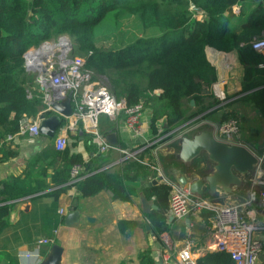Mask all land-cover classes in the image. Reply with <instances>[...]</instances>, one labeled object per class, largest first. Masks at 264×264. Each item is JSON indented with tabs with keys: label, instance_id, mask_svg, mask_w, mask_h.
Instances as JSON below:
<instances>
[{
	"label": "trees",
	"instance_id": "trees-1",
	"mask_svg": "<svg viewBox=\"0 0 264 264\" xmlns=\"http://www.w3.org/2000/svg\"><path fill=\"white\" fill-rule=\"evenodd\" d=\"M111 12L117 25L125 17L137 16L144 28H159V33L138 37L118 48L97 46V27ZM61 35L72 40L73 53L86 59L87 68L108 78L118 98H124L129 105L142 101L152 105L151 128L158 138L237 95L241 96L218 107L217 110L227 108L223 120H244L243 114L233 108L241 101L253 104L264 121V66L260 67L264 51L253 48L254 41L264 38V0H0V143L19 133L25 117L36 116L45 106V93L36 82V74L27 69L24 53ZM207 46L225 52L236 50L243 66L242 89L224 100L214 93H203L217 80L216 69L206 55ZM207 96L212 98L209 103L205 102ZM187 99H195L199 106L190 115ZM149 150L150 147L145 149ZM145 151L138 159H126L113 169L104 168L103 155L87 161L67 146L62 157L64 175L53 177L52 183L48 182V166L29 160L24 176H11L2 182L0 233L8 226L13 201L49 194L56 204L67 191L70 170L76 163L85 166L84 177L73 183L81 197L110 190L114 198L133 200L137 194L135 183L151 175L150 167L144 163ZM3 152L6 156L9 149ZM262 165L264 169V154ZM145 192L147 199L155 195L158 201L163 199L168 204L167 183L145 187ZM166 209L167 205L159 203L147 214L158 235L167 229ZM129 224L130 221H121L120 228ZM139 260L140 264H156L150 249L141 251ZM198 264L234 261L228 252L214 251Z\"/></svg>",
	"mask_w": 264,
	"mask_h": 264
},
{
	"label": "crops",
	"instance_id": "crops-1",
	"mask_svg": "<svg viewBox=\"0 0 264 264\" xmlns=\"http://www.w3.org/2000/svg\"><path fill=\"white\" fill-rule=\"evenodd\" d=\"M239 8L237 6V11ZM206 55L216 69L217 80L212 88H205L203 93L207 95L214 93L222 100L227 95L237 94L242 89L243 80V66L237 51L225 52L207 46ZM53 92L54 90L51 88L49 90L50 95L53 96ZM240 96L237 95L223 101L204 112L203 115L210 121V124L219 123L223 120L222 117L227 108L217 110L218 107L238 99ZM191 100L187 99L186 101L189 115L199 109L196 101L193 105ZM210 101H212L211 96H207L205 102L209 103ZM142 102L144 103V101ZM146 104L144 103L141 125L137 132L128 128L123 114L116 118L102 116L100 129L105 138L108 140L114 135L117 140L116 145L120 147L124 145L126 150H134L148 145L150 150H144L145 161L158 164L163 175L177 183L180 182L182 176L192 179L193 173L198 169L203 168L205 173L213 171L212 162L208 159L206 152L194 159L190 166L176 158L175 142L180 133L157 145L150 146L149 144L157 140L158 137L153 134L151 128L153 107L151 104ZM44 108L42 106L38 114ZM233 108L243 114L244 120L249 121L248 126L241 127L240 142L255 150L259 156H263L264 121L260 112L253 104L241 101L236 102ZM254 111L259 112L261 119L259 128H255L250 124V119H247ZM54 113L51 111L47 116ZM35 118L34 116H27L24 121L35 122ZM244 120L241 121L243 125ZM64 124L65 119L63 118L58 127L57 135L54 137L41 133L31 135L28 132H19L9 135L1 141L0 189L2 182L11 176H24L23 173L29 160L38 163L41 161L40 164L48 166L50 174L48 182L50 183H52L53 177L64 175L62 157L65 149L58 150L56 147L57 137ZM164 127L166 128L165 124ZM159 139L161 138L159 137ZM4 141H6L5 144ZM67 146L73 152L82 154L87 161L98 155H103L106 157L104 168H118L121 163L128 159L125 158V153L119 150L112 149L105 153L99 152L97 144L92 141L89 135L80 136L79 132L76 131L68 133ZM3 149L7 152L9 149L8 155L5 156ZM38 167L40 168V166ZM150 170L151 175L135 183L137 194L132 196L133 200L131 201L114 198L110 190H102L94 196L81 197L77 185L71 182L67 184V191L59 197L56 204L54 196L49 194L29 195L13 201L8 226L0 233V264H10L11 261L26 264L25 254L27 252H33L36 255L34 262L47 264L53 254V245H44L39 250H35V241L41 237L53 236L56 237V244L63 248L59 264H140L139 253L145 249H150L156 264H177L178 253L186 244L190 246L197 261L209 252L218 251L212 235L214 224L212 211L203 209L197 214H188L179 218L172 217L169 213V197L168 204H165L163 199L158 201L155 195L148 199H151L152 205L156 207H152L149 212L143 210V199L144 196H147L145 187L150 186L148 183L155 178H159L155 169L150 168ZM249 178L250 176L247 185L237 189L236 193L227 194L219 189L215 197H211L207 193L203 196L209 197L219 204L245 202L249 190ZM160 183L165 182L159 179L157 184ZM159 203L167 205V229L160 235L153 230L147 216L153 209L159 207ZM74 206L76 208H73ZM61 209L64 210V213H61ZM75 209L81 212L80 221L68 226L65 223V216L69 211ZM243 210L247 215L257 213L255 224L260 228L254 234L264 243L263 211L258 210L257 205H245ZM125 220L130 221V224L121 229L120 222ZM56 230L57 234H55ZM257 264H264V250Z\"/></svg>",
	"mask_w": 264,
	"mask_h": 264
},
{
	"label": "built area",
	"instance_id": "built-area-1",
	"mask_svg": "<svg viewBox=\"0 0 264 264\" xmlns=\"http://www.w3.org/2000/svg\"><path fill=\"white\" fill-rule=\"evenodd\" d=\"M37 47L40 48L37 49ZM37 47L28 49L29 52L25 55V59L27 69L36 73V82L45 93L46 105L42 112L53 111L50 102L53 96L49 93L51 88L63 97H66L68 92H72L74 110L70 116L64 117L65 124L56 140L57 149L64 150L67 147L69 132H78L79 129H83L97 144L99 152L105 153L114 149L125 153V158L138 159L140 153L148 145L134 150H126L116 144H111L101 132L100 118L101 116L116 118L123 114L128 128L137 132L141 125L144 103L129 105L124 98H118L110 90L107 78L95 74L86 67L85 58L73 53V43L67 35H61L57 40L44 41ZM44 47H48V51L40 57L41 61L31 58L33 51H39ZM253 48L263 52L264 38L254 41ZM260 66H264V64H260ZM38 115L34 116L36 117L35 122L23 121L19 132L39 135L40 119ZM203 125H214L216 136L220 140L228 143H241L239 135L242 123L237 118L210 124V121L201 115L185 125L179 135L191 134ZM161 139L158 138L149 145L153 146ZM260 158L261 164L250 175L249 190L245 202L231 204H219L209 197L193 193L188 186L174 182L164 176L160 167L155 163L148 161H144V163L155 169L159 176H163V181L170 186L169 213L172 217L179 218L188 214H197L203 209L212 211L214 213L212 235L216 249L228 252L234 264H257L264 250L263 241L254 234L260 228L255 224L257 213L247 215L243 207L245 205H257L258 210L264 213L263 156ZM84 171L85 166L83 164H74L70 170L71 182L75 183L82 179ZM61 213H64L63 209H61ZM55 234H57V230ZM54 244H56L55 236L41 237L35 241V250H39L44 245ZM35 257L33 252H27L25 254L26 264H38L34 262ZM177 264H198L189 245L186 244L179 251Z\"/></svg>",
	"mask_w": 264,
	"mask_h": 264
},
{
	"label": "water",
	"instance_id": "water-1",
	"mask_svg": "<svg viewBox=\"0 0 264 264\" xmlns=\"http://www.w3.org/2000/svg\"><path fill=\"white\" fill-rule=\"evenodd\" d=\"M194 9L200 13L203 12L201 8L194 7ZM28 52L26 51L24 56ZM50 102L55 113L51 116H47L48 112H42L38 115L40 119L39 131L43 135L54 137L57 135L62 119L73 113L72 92H68L67 96L63 97L55 91ZM191 103L194 105L195 100L192 99ZM187 124L171 130L168 135H177ZM165 126L167 127V124ZM78 132L80 136L85 135L83 129H79ZM108 140L111 144H117L114 135ZM175 146L177 148L176 158L188 166L192 164L194 159L201 156L203 152H206L208 159L212 162L213 171L205 173L203 168H201L193 173L192 179L182 176L179 180V184L188 186L193 193L199 195L207 193L209 196L215 197L219 189L227 194L236 193L237 189L247 185L248 177L261 164L260 156L250 147L242 143H228L218 139L214 125H203L191 134L180 135L175 142ZM159 179L163 180V176L155 178L148 185L157 184ZM143 200V210L145 212H149L152 207H156L145 196ZM80 216L81 212L78 209L69 211L65 216L66 225L71 226L79 222ZM62 253L63 248L54 244L52 257L47 264H59Z\"/></svg>",
	"mask_w": 264,
	"mask_h": 264
},
{
	"label": "rangeland",
	"instance_id": "rangeland-1",
	"mask_svg": "<svg viewBox=\"0 0 264 264\" xmlns=\"http://www.w3.org/2000/svg\"><path fill=\"white\" fill-rule=\"evenodd\" d=\"M114 17L115 16L113 12L109 13L106 19L103 21V23L97 27V33H98L97 46L104 48H118L122 45H125L135 40L138 37L149 36L159 33V28H155V27L144 28L137 16L125 17V19L120 21L119 25L114 23L113 21ZM73 51H74V44H73ZM77 56L84 58L81 55H77ZM107 83L109 85L110 90L115 94V92L112 89V86L110 85L108 78H107ZM247 119H250V124H252L255 128H259V126H261V119L258 111H254L250 115V117L248 116ZM248 122L249 121L244 120L243 121L244 125L242 124V126L243 127L248 126L249 125ZM167 136L168 135L166 134L165 136L163 135L161 138L165 140V137L167 138ZM157 166L159 165L157 164Z\"/></svg>",
	"mask_w": 264,
	"mask_h": 264
},
{
	"label": "bare ground",
	"instance_id": "bare-ground-1",
	"mask_svg": "<svg viewBox=\"0 0 264 264\" xmlns=\"http://www.w3.org/2000/svg\"><path fill=\"white\" fill-rule=\"evenodd\" d=\"M47 51H48V47L41 48L39 51L38 50L33 51L31 53V56H32L31 58H33L36 61H41L40 57L45 55Z\"/></svg>",
	"mask_w": 264,
	"mask_h": 264
}]
</instances>
